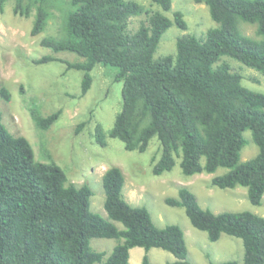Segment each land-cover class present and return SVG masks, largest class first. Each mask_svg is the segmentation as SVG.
<instances>
[{"label": "trees", "instance_id": "obj_1", "mask_svg": "<svg viewBox=\"0 0 264 264\" xmlns=\"http://www.w3.org/2000/svg\"><path fill=\"white\" fill-rule=\"evenodd\" d=\"M7 0H0V9ZM54 0H14L15 14L35 15L31 34L41 32ZM161 10H147L136 0H68L62 16L63 34L44 37L41 45L55 52L69 51L81 60L64 61L67 69L82 71L80 95L89 89L90 71L96 64L115 68L122 80V107L108 135L121 140L127 150H146L152 137L160 155L152 166L159 175L170 170L179 157L185 175L227 171L211 178L220 188L244 186L252 204L264 194V92L242 83L243 75L221 56H228L264 76V0H194L205 3L217 23L198 37L176 39L175 54L154 58L162 33L174 22L187 24L180 11L173 19L164 11L172 0H151ZM146 14L135 30L130 19ZM239 21L254 26L242 32ZM255 24V25H254ZM59 60L50 55L36 64ZM61 61V60H60ZM242 65V66H243ZM0 94L9 91L0 85ZM37 125L48 128L60 110L42 117L32 109ZM84 122L76 130H80ZM96 139L105 145L97 125ZM250 130L257 154L240 161ZM104 209L108 219L90 210L92 190L76 185L54 161L35 159L29 140L15 135L2 122L0 112V264H128L130 249L142 247L139 264H154L147 251L157 247L170 252L177 264H193L187 256L184 233L177 224L157 226L144 206H135L122 193L124 174L117 165L102 173ZM182 206L190 223L206 232L210 241L222 233L243 244L242 264H264V216L249 210L214 213L202 208L187 187L177 197H166ZM120 222L119 228L113 221ZM94 237L116 240L111 252L93 249ZM209 264H238L235 260Z\"/></svg>", "mask_w": 264, "mask_h": 264}, {"label": "rangeland", "instance_id": "obj_2", "mask_svg": "<svg viewBox=\"0 0 264 264\" xmlns=\"http://www.w3.org/2000/svg\"><path fill=\"white\" fill-rule=\"evenodd\" d=\"M68 0H54L44 29L31 34L35 10L29 16L15 14L14 0H7L0 9V85L9 91V99L0 94L2 122L15 135L25 136L33 149L34 157L40 161L56 162L65 172L68 181L79 185L87 183L92 194L90 210L108 219L104 209L102 173L110 165H117L124 174L123 197L135 206H144L153 222L162 227L177 224L181 227L187 247L186 258L193 264H209L235 260L243 261V244L238 237L222 233L218 240L210 241L206 232L195 228L189 221L182 206H172L166 197H177L178 188L191 190L202 208L214 213L222 211L249 210L264 216V194L261 203L252 204L244 186L220 188L211 184V178L227 171L218 167L212 173L201 172L185 175L181 171L180 158L170 170L159 175L152 173V166L159 158V143L154 136L144 151L127 150L123 142L108 135L116 114L122 107V80H114L115 68L96 64L90 71L92 81L85 94L80 95L82 71L67 69L64 61L75 62L81 58L73 52H55L41 45L44 37L58 38L63 34V6ZM147 10L160 7L151 0H136ZM180 11L187 27L179 28L174 22L161 35L154 58L175 54L176 39L184 34L201 37L206 30L217 23L212 19L205 3L194 0H172L171 7L164 13L173 19V12ZM146 14L130 19L129 28L135 30ZM255 25V24H254ZM239 28L247 34H254V26L239 21ZM50 55L59 60L36 64L33 60ZM243 75L242 83L250 89L264 92V76L228 56H221ZM229 61H228V60ZM61 60V61H60ZM243 65V66H242ZM32 109L42 117L60 110L58 118L42 128L34 121ZM84 122L80 130L77 126ZM99 125L105 134V145L96 139ZM246 143L240 150V161L254 157L258 147L250 130L244 131ZM113 221L119 228L122 224ZM113 238L94 237L90 239L93 249L109 254L115 245ZM131 252V258L141 261L142 247ZM147 255L154 264H177L170 252L152 247ZM176 259V258H175ZM98 264V263H94Z\"/></svg>", "mask_w": 264, "mask_h": 264}, {"label": "crops", "instance_id": "obj_3", "mask_svg": "<svg viewBox=\"0 0 264 264\" xmlns=\"http://www.w3.org/2000/svg\"><path fill=\"white\" fill-rule=\"evenodd\" d=\"M138 249L139 248H137V247H133V248H131L130 249V255H129V261H128V264H139L140 263V261H138V259L137 260H134L133 261V259L131 258V252L133 253V252H138ZM172 261H176V259L174 258V259H172Z\"/></svg>", "mask_w": 264, "mask_h": 264}]
</instances>
